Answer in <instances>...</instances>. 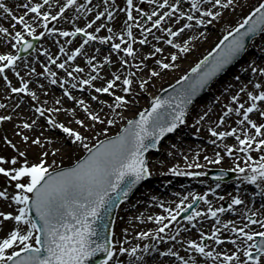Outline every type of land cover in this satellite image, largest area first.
<instances>
[{"label":"snow or ice","instance_id":"snow-or-ice-1","mask_svg":"<svg viewBox=\"0 0 264 264\" xmlns=\"http://www.w3.org/2000/svg\"><path fill=\"white\" fill-rule=\"evenodd\" d=\"M92 5L93 0H56L55 5L18 0L11 7L0 0V19L8 22L0 24V47L8 49L0 52L5 93L0 102V264H90L98 254L103 256L98 264H264V61L246 60L252 48L264 52V0L247 5V14L176 81L173 95L153 96L150 108L131 119L125 112L156 78L177 69V61L207 40L211 28L231 25L226 15L243 13L246 5L242 0H123V6L99 0L95 10ZM71 9L75 15L67 14ZM92 13L94 18L80 26ZM53 22L70 24L71 30ZM49 39L58 54L44 46ZM241 61L244 66L221 93L228 101L217 119L208 123V109L192 128L199 134L207 123L213 154L203 155L206 164L232 163L213 179L233 172L254 191L249 194L238 184L234 192L218 194L217 182L203 194H177L178 201L152 196L160 213L135 219L153 227L134 233L124 228L117 236L114 227L109 230L115 221L106 217L153 175L145 153L186 126L194 98ZM52 86L60 90L58 97ZM120 121L126 124L108 137ZM77 149L84 155L70 166L49 161ZM183 159L186 169L173 166L162 174L206 175L191 170L205 167L200 152L191 162L187 155ZM192 230L198 238H192Z\"/></svg>","mask_w":264,"mask_h":264},{"label":"rangeland","instance_id":"rangeland-1","mask_svg":"<svg viewBox=\"0 0 264 264\" xmlns=\"http://www.w3.org/2000/svg\"><path fill=\"white\" fill-rule=\"evenodd\" d=\"M95 0H93L94 2ZM99 2V0H97ZM120 0L118 3L123 6V1ZM18 2V0H6V3H8L9 6L14 7L15 4ZM36 2V0H34ZM42 2V0H40ZM52 4L55 5L56 0H51ZM78 2H84V0H78ZM121 2V3H120ZM242 2L246 5V7L243 10V13L239 10L238 11V18L236 21L232 22L231 25L228 24L227 29L234 25L239 19H241L242 15L247 14L248 7L247 5H255L259 2V0H242ZM12 3V5H10ZM94 10H95V6ZM145 9H148L149 6L144 5ZM16 14H20L19 10H16ZM231 16V14L226 15V17ZM123 17V14H121V18ZM94 18V13L88 14V17H84L80 20L79 24L80 26L83 25L85 19H91ZM7 20L0 19V24H4L7 26ZM99 23V22H97ZM53 25L56 27H64L66 30H71V25L67 23H63L62 25H56L55 22H53ZM50 25V26H53ZM95 27V26H94ZM215 28L210 29V35L207 40L198 41L196 44L197 49L196 52L189 53L185 58H181L177 61L179 67L175 70L165 72L161 75V77L156 78L151 86L149 87V91L147 93L142 94L141 96L137 97L138 104H136L134 107H132L130 110L125 112V116L128 119H131L136 116V114L139 111H143L146 109L150 103L151 100V93L157 95L162 91L164 87H167L169 83L175 81L182 75H184L186 72H188L191 67L195 65L204 55H206V52L210 51V46L213 45V42L217 37L220 35L222 36L224 33L216 32ZM101 34H107L105 30H102ZM215 34V35H214ZM217 34V35H216ZM223 37V36H222ZM221 37V38H222ZM220 38V39H221ZM63 41V38H62ZM216 43V42H215ZM214 43V44H215ZM45 47H49L50 51L53 54H58V49L53 46L52 40L49 39L44 44ZM99 46V45H98ZM39 47V45H38ZM105 49V52L107 51V46H102ZM8 49L0 47V52H5ZM35 55V53L33 54ZM31 59V57H29ZM41 60L44 58L41 57ZM252 59H255L257 63H260L264 61V52H261L259 48H252L250 50V55L246 58L248 62H250ZM244 61H242L239 66L230 72L228 75L224 76L222 79H220L218 82L214 84V86L209 89V92L207 93V96L203 101L195 104L191 110L189 111V116L186 118L187 124L182 125L177 132L176 135L173 137H170L167 139L159 148L158 150L150 155L147 156V159L150 162L151 170L153 172V175L149 177L148 184L144 185L137 195L128 203H125V205H121L118 207L116 213H115V224L113 225L114 230L116 232V235L119 236L121 234L122 229L128 228L131 233L138 232L141 230L152 228L153 225L149 222L146 223H140L138 220L135 219V217L139 216L140 213H144L145 215L151 214V213H160V209L158 207H155L152 205L151 197L156 196L158 200H164V201H178L179 196L187 195L189 192H194L197 194H203L204 191H207L210 187H215V184L217 182H211L208 179L203 177L198 178H192L188 176H171V175H163L162 173H166L167 169L173 166H179L181 169H186V164L183 159L184 155H187L189 157V162H191L192 157L195 155L196 152H200V163L202 165H205L202 169H191L193 171H204L207 172L210 169H218L220 170L222 167L227 169L232 166V163L230 160H227L222 163L221 165H210L206 164V162L203 160V155L207 154L209 156H212V146L208 143L209 140V133L207 132V123L204 127L201 128L200 133H195L194 129L192 128V123L194 119L197 117L198 114H203L204 111H207L208 109H212V112L209 113L210 120L208 123H211L217 119L219 116L222 106L224 103L228 101L227 95L221 96V93L223 90L229 85L233 83V77L235 74L240 72V69L242 66H244ZM37 70L40 71L39 65H37ZM9 77L12 80L13 84H18L16 78L9 73ZM168 84V85H167ZM167 85V86H166ZM55 92V95L58 97L60 95V90L58 88H55V86H52ZM3 81L0 80V89H3ZM4 91L0 90V102H3V96ZM217 96H221L220 101L216 100ZM51 103V101H50ZM4 110H0V114H3ZM255 118V117H254ZM235 117H233V120ZM126 123V121H120L117 125L111 127L108 131V137L115 135L120 128ZM229 123H232V120L229 121ZM5 128H10L11 125H4ZM2 134V133H0ZM104 137L101 136L100 139H103ZM14 139L18 140V137H15ZM95 140H90L89 143L93 144L95 143ZM229 144L233 143L234 141L232 138H229L227 141ZM203 149V151H201ZM172 153V155H169V153ZM10 154V150H9ZM84 155L82 150H65V152L58 154L56 157H49V161L52 159H56L57 164L60 167L69 166L73 164L76 159ZM254 158L256 157V153H252ZM31 158V157H30ZM233 173V172H232ZM235 176L237 177L236 173ZM161 181V183H160ZM234 185L231 188L232 192L236 190L237 185L239 184L240 188L247 191L249 194H251L255 186H246L243 184H240L238 179H235ZM221 184V188L217 189L218 194H225L229 191H225L223 183L219 182ZM0 184H3V179L0 178ZM179 194V196L177 195ZM164 197H163V196ZM257 197V202L254 200V203L258 204L261 201H258L259 195ZM209 199H214L209 196ZM223 203V202H221ZM135 205V207H133ZM215 206V204H214ZM226 206V205H225ZM3 202H0V208H3ZM205 206L201 204V208L203 209ZM5 211H10L11 209L4 208ZM225 218H235L232 217L231 214H226ZM181 223H185L181 218ZM207 230V222H206V228ZM194 235L192 238H198V233H195V230H192ZM2 235V234H0ZM133 243H136V241H133ZM140 243H150V241H142ZM163 248V245H161ZM228 247H231L230 245ZM183 254V253H182Z\"/></svg>","mask_w":264,"mask_h":264},{"label":"bare ground","instance_id":"bare-ground-1","mask_svg":"<svg viewBox=\"0 0 264 264\" xmlns=\"http://www.w3.org/2000/svg\"><path fill=\"white\" fill-rule=\"evenodd\" d=\"M117 1L119 2L120 0H117ZM122 1H123V0H122ZM122 1H121V2H122ZM121 2H120V3H121ZM96 3H98L97 0H95V1L93 2V5H92V6H95ZM10 5H12V3H10ZM238 11H239V10H237L235 13H232L231 16H229V18H228V16H227V17H226V20H230L231 23L234 22V21H236L237 18H238V16H239V15L237 14ZM67 14H68V15H75V10H74V9L68 10V11H67ZM82 18H84V17H82ZM82 18H81V19H82ZM116 23H117V25L119 26V24H120V20H117ZM227 27H228V23H224V22H222L221 24H218V25H216V26L213 27V28L216 29V32H217V33L220 32V34H221V32L224 33L226 30H228ZM216 32H215V33H216ZM214 35H215V34H214ZM216 35H217V34H216ZM222 36H223V35H222ZM222 36L220 35L219 37H217V39H215V41L213 42V45H211L210 48L214 47L215 44L218 43L219 39H220ZM221 39H222V38H221ZM215 42H216V43H215ZM214 43H215V44H214ZM196 51H197V49H196L194 52H196ZM208 52H209V51H208ZM208 52H206V54H207ZM174 82H175V81L169 83V85L167 84L168 86H167V85H166V86L169 87V86L172 85ZM167 87H166V88H167ZM164 89H165V87L163 88V90H164ZM158 94H159V93H158ZM158 94H157V95H158ZM150 95H151V98L154 96L153 93H151ZM155 96H156V95H155ZM160 183H161V181H160Z\"/></svg>","mask_w":264,"mask_h":264},{"label":"water","instance_id":"water-1","mask_svg":"<svg viewBox=\"0 0 264 264\" xmlns=\"http://www.w3.org/2000/svg\"><path fill=\"white\" fill-rule=\"evenodd\" d=\"M249 42V41H248ZM202 93V91L194 98V100H193V103H195V101L199 98V96H200V94ZM166 93H163L162 95H165ZM191 106V105H190ZM189 106V107H190ZM172 133H169V134H166V136L165 137H163L162 138V140H161V142H160V144L163 142V140L165 139V138H167V137H169V135H171ZM151 150L152 149H149V151L147 152V153H145V156L147 155V154H149L150 152H151ZM137 186V185H136ZM134 190V188L131 190V192H130V194H129V197L131 196V193H132V191ZM112 214V213H111ZM33 215H35L34 213H33ZM109 217H111V215L109 216ZM109 217H106V220H108L109 221ZM103 258V256L101 255V254H99V256H98V258L96 259V263L95 264H98V261L100 260V259H102Z\"/></svg>","mask_w":264,"mask_h":264}]
</instances>
